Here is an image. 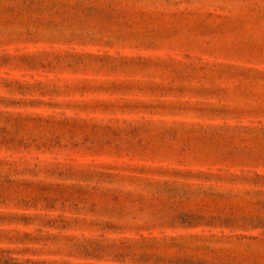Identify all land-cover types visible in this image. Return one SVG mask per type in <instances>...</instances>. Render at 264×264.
Listing matches in <instances>:
<instances>
[{"label":"rangeland","instance_id":"1","mask_svg":"<svg viewBox=\"0 0 264 264\" xmlns=\"http://www.w3.org/2000/svg\"><path fill=\"white\" fill-rule=\"evenodd\" d=\"M0 264H264V0H0Z\"/></svg>","mask_w":264,"mask_h":264}]
</instances>
